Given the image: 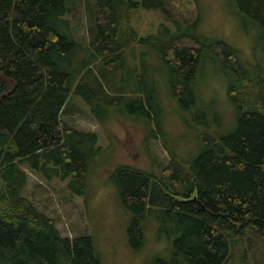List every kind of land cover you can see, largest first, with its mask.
<instances>
[{"label":"trees","instance_id":"obj_1","mask_svg":"<svg viewBox=\"0 0 264 264\" xmlns=\"http://www.w3.org/2000/svg\"><path fill=\"white\" fill-rule=\"evenodd\" d=\"M90 1L87 60L76 69L71 66L81 46L66 19L74 0H0V264H100L91 236L62 238L52 219L23 196L22 167L46 181H68L73 195L89 201L90 172L108 156L96 134L68 126L61 114L70 96L92 109L120 106L124 87L110 96L104 84H110V75L124 74L125 50L135 47L161 63L160 82L187 113L189 128L201 130L202 149L185 165L163 144L171 161L162 176L126 165L113 171L132 216L131 248H142L145 224L153 219L174 237L170 261L157 264H237L235 246L242 264H252L251 236L264 238V0H232L236 14L258 30L262 62L252 66L222 41L198 36L196 20L189 25L170 20L176 30L140 38L132 14L143 9L169 16L163 0ZM212 58L231 80L228 97L237 122L225 136L216 131L217 116L201 109L206 102L200 69ZM97 64L99 77L93 75L90 84ZM132 81L146 93L144 74ZM146 115L150 137L162 141L157 114Z\"/></svg>","mask_w":264,"mask_h":264},{"label":"rangeland","instance_id":"obj_2","mask_svg":"<svg viewBox=\"0 0 264 264\" xmlns=\"http://www.w3.org/2000/svg\"><path fill=\"white\" fill-rule=\"evenodd\" d=\"M163 1L169 16L160 11L143 9L132 14L131 26L140 38L171 33L176 30V26L170 20L182 25L192 24L196 20L195 33L202 39L222 41L235 49L240 60L247 66L262 62V50L257 41L258 30L255 31L247 21L236 14L232 0ZM74 2L73 14L66 19L81 46L71 66L78 69L85 65L87 60V52L83 49L88 47L90 41L92 1ZM211 60H204L200 69V90L206 102L201 109L217 116L216 131L225 136L233 132L237 122L234 106L228 97L231 80L226 78L219 63L213 58ZM124 66L125 72L122 76H116V73L115 77L110 75V84H104V89L110 96H116L119 88L124 87L125 99L120 106L110 109L96 106L92 109L82 99L70 96L61 114V120L68 126L96 134L98 145L105 149V155L108 156L107 160L100 159L90 172L87 184L89 201H86L87 198L73 195L67 188L68 181H46L26 166L22 167L27 174L23 196L30 200L39 212L52 219L62 238L91 236L100 264L169 262L174 237L169 236L153 219L145 224L142 248L138 251L131 248L128 229L132 216L123 206L111 176L120 165L162 176L171 161L163 144L176 154L180 162L189 165L201 153V130L189 128L187 113L169 96L167 84L160 82L161 76H164L161 63L153 59L148 50L140 47L127 48ZM99 70L101 67L98 64L92 67L94 73L88 79L90 84L95 81L93 75L99 77ZM140 74L146 77V93H141L139 84L132 81L135 75ZM163 80L165 81V78ZM129 91L136 92V95L130 94ZM132 100L135 101L130 102ZM146 113H150L152 117L157 114L159 128L164 136L162 141L161 136L156 139L150 137L152 127L149 126V116ZM251 237L255 241V248L249 256L250 261L252 264H264V238ZM239 249V246L234 247V252L238 251L239 255L236 262L242 264Z\"/></svg>","mask_w":264,"mask_h":264}]
</instances>
